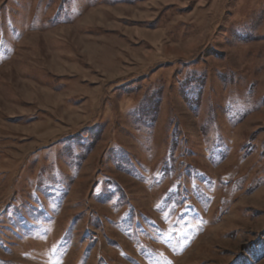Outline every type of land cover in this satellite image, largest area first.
Masks as SVG:
<instances>
[{"label": "rangeland", "instance_id": "374dc122", "mask_svg": "<svg viewBox=\"0 0 264 264\" xmlns=\"http://www.w3.org/2000/svg\"><path fill=\"white\" fill-rule=\"evenodd\" d=\"M0 264H264V0H0Z\"/></svg>", "mask_w": 264, "mask_h": 264}]
</instances>
